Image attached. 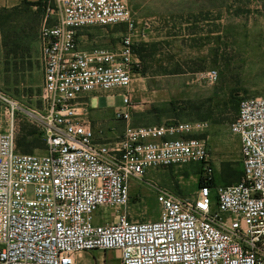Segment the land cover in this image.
Listing matches in <instances>:
<instances>
[{
  "label": "built area",
  "instance_id": "1",
  "mask_svg": "<svg viewBox=\"0 0 264 264\" xmlns=\"http://www.w3.org/2000/svg\"><path fill=\"white\" fill-rule=\"evenodd\" d=\"M37 1L41 108L26 111L0 96L9 122L0 131V264H78L92 251H115L120 264H264V97L241 98L230 123L240 141L239 182L202 185L191 197L152 186L158 220L132 221L130 182L148 183L149 170L201 163L211 179L206 140L190 136L207 124L131 125L140 33L126 0ZM121 25L117 49L79 48L81 29ZM204 79L215 83L217 71ZM114 89L122 90L114 119L124 128L109 136L94 128L85 98ZM24 113L41 126L44 154L16 148L14 121ZM99 208H113L115 217L96 221Z\"/></svg>",
  "mask_w": 264,
  "mask_h": 264
},
{
  "label": "rangeland",
  "instance_id": "2",
  "mask_svg": "<svg viewBox=\"0 0 264 264\" xmlns=\"http://www.w3.org/2000/svg\"><path fill=\"white\" fill-rule=\"evenodd\" d=\"M140 33L134 50L140 70L130 88L134 125H162L202 121L207 127L190 136L206 140L213 174L218 182L227 167L241 168L240 141L231 134L234 105L243 97H264V0H126ZM40 11L33 0L0 8V96L17 101L26 111L41 108L43 69L38 33ZM124 26H91L78 31L79 48L117 49ZM216 70L218 79L208 83L205 73ZM89 108L92 123L103 122L109 133L116 127L115 110L123 108L122 90ZM105 94V93H101ZM103 97V96H101ZM87 100V99H86ZM89 100H91L89 98ZM112 106L114 108H112ZM0 101V131L9 128ZM130 122V123H131ZM14 140L39 145L41 126L27 113L14 121ZM123 124L119 125V128ZM44 135V134H43ZM17 148V146H16ZM46 149L34 148L32 154ZM204 166L149 170L145 183L131 180L128 210L138 222L158 220L160 206L152 186L180 197H191L198 188ZM224 184V183H220ZM113 208H99L95 219L110 221ZM78 264H120L115 252L81 253Z\"/></svg>",
  "mask_w": 264,
  "mask_h": 264
},
{
  "label": "trees",
  "instance_id": "3",
  "mask_svg": "<svg viewBox=\"0 0 264 264\" xmlns=\"http://www.w3.org/2000/svg\"><path fill=\"white\" fill-rule=\"evenodd\" d=\"M36 5L38 6V9L40 11V17H41V20H42L43 11H42V9L40 7V2L37 1ZM135 50H136L137 54L140 55L139 50L138 49H135ZM239 101H240V99H239ZM239 101H238V103H236L234 105L235 115H236V113L238 111ZM40 131H41L40 134L42 135V138H43L44 135H43L42 129H40ZM38 140H39L38 141L39 145H36L34 143L26 142V138H24V137H19V138L16 139L17 150L19 152H21V153H24V154H32L34 148L46 149L47 148V144H46L45 138L38 139ZM172 168H174V167H171V169ZM203 173H204V170H203ZM203 173H202V177L200 179V182L198 183V187H200L202 185L214 186V185L219 184V183H224L226 185H229V184L237 183V182H239L241 180V177L243 175V165H242V162H241V168H240V170H237V171L235 169L230 168V167L229 168L225 167L221 171V180H222V182H218L217 181V177L214 174H213V176H211V179L206 180L203 177Z\"/></svg>",
  "mask_w": 264,
  "mask_h": 264
},
{
  "label": "crops",
  "instance_id": "4",
  "mask_svg": "<svg viewBox=\"0 0 264 264\" xmlns=\"http://www.w3.org/2000/svg\"><path fill=\"white\" fill-rule=\"evenodd\" d=\"M20 4H21V0H0V8H11V7L18 6ZM101 96H103V97H101ZM108 97L113 99L112 94H110L109 92H106L103 95L99 94V93H89L86 95L85 100L87 99L86 101L89 104V108L93 109L98 104V98L100 99V103H102V102H104V99L108 98ZM89 98L91 100H89ZM112 108H114V107L112 106ZM114 110L116 111L118 109H114ZM102 123L103 122H101V121H97L95 124H93V123L92 124H93L94 128H98V127L103 128L104 126L102 125ZM120 124H123V127L121 128V130L119 128ZM115 125H116V127H112L110 132L108 133L109 136L110 135L114 136V135L121 133V131L124 128V123H122V122L116 121ZM131 125H133V126H144V125H134V123H132V122H131ZM106 252H110V251H106ZM113 252H115V251H113ZM115 257L118 260V253H116V252H115Z\"/></svg>",
  "mask_w": 264,
  "mask_h": 264
},
{
  "label": "water",
  "instance_id": "5",
  "mask_svg": "<svg viewBox=\"0 0 264 264\" xmlns=\"http://www.w3.org/2000/svg\"><path fill=\"white\" fill-rule=\"evenodd\" d=\"M33 1H37V0H33Z\"/></svg>",
  "mask_w": 264,
  "mask_h": 264
}]
</instances>
